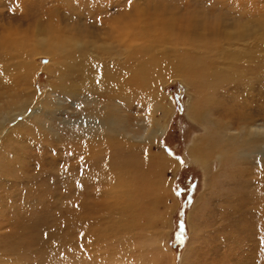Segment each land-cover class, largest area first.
<instances>
[{"label":"rangeland","instance_id":"obj_1","mask_svg":"<svg viewBox=\"0 0 264 264\" xmlns=\"http://www.w3.org/2000/svg\"><path fill=\"white\" fill-rule=\"evenodd\" d=\"M3 1L0 0V24L6 23L5 17L10 15L16 16L15 22L22 20L20 27H28L32 33L38 27L43 31L59 26L65 28L64 32L68 28L65 35L72 38V43L88 42L93 49H100L92 54L95 61H99L97 55L107 54L106 49L114 43L120 50L133 46L134 42L128 40L124 47L119 39L121 35L131 37L130 23L134 24L145 10L157 11L161 24L176 22L190 27L197 23L199 32L205 34L202 37L221 31L228 36L212 41L168 37L157 50H169V60L180 58L175 51L199 57L214 54L210 51L214 47L221 53L219 47L227 50L226 44L232 41L239 44V49L238 40H264V0H131L130 7L128 0H78L85 1L88 7L78 9L81 21L74 17L79 8L77 0H27L26 12L22 13L12 6L14 0ZM107 27H111V34ZM122 53L111 50V60L122 62ZM48 62L42 60V64ZM233 71L234 67L227 76ZM103 72L93 71L87 77L73 75L63 84H92L103 78ZM160 73L162 77L151 80L170 111L151 153L164 155L175 165L155 175L154 179L162 182L156 185L159 197L151 203L125 196L124 191L130 187L116 188L111 194L109 187L81 180L85 166L96 162L95 157L88 158L73 149L86 141L82 133L92 121L87 112L93 107L85 102L84 95L68 97L58 92L59 106L48 105V110L32 119L34 125L27 123L24 116H18L14 126L7 124L10 132L0 135V264H264V212L249 197V185L261 184L254 172L260 169L259 164L239 156L230 170L232 167L225 166L216 151L210 157L198 151L200 161L206 163L191 160L189 148L193 142L205 136L207 127H222L220 119L224 115L210 110L204 121H195L206 107L203 100L201 108H190L196 99L197 82L185 84L184 76L175 67L164 66ZM224 74L220 76L225 78ZM256 76L246 74L248 81H253V94L260 93L258 100H251L261 112L254 125L264 131L263 83ZM50 78L47 72L40 73L32 87L38 90V97L50 87ZM234 86L235 83L223 85L216 92L218 101L224 95L237 94ZM227 88L231 90L226 94ZM97 101L96 105L100 104ZM113 105L132 117L130 123H138L137 116L148 114L145 110H131L130 106L124 110L116 102ZM198 143V147L203 146ZM260 147L264 156V146ZM92 172L93 179L100 182V167H94ZM79 205L83 206L78 207L81 215L75 212ZM140 206L150 208L151 220L146 224H141L139 212L133 211Z\"/></svg>","mask_w":264,"mask_h":264},{"label":"bare ground","instance_id":"obj_2","mask_svg":"<svg viewBox=\"0 0 264 264\" xmlns=\"http://www.w3.org/2000/svg\"><path fill=\"white\" fill-rule=\"evenodd\" d=\"M26 2L27 0H14L12 6L18 12H26ZM76 3L79 8H76L74 17L77 16L76 20L81 21L79 11L85 6V1L78 2L77 0ZM141 12L142 16L137 19L140 21L135 20L134 24L129 25L132 31L128 33L131 37L121 35L119 39L124 47L128 45V40L134 42L133 46L130 45L128 49L120 50V46L117 47L114 43L112 48L106 49L107 54L104 52V55H97L98 58H96L99 61H95L92 54L100 49H93L88 42L81 43L75 40L72 43L70 41L72 38L65 35L68 28L64 32L62 30L65 28L59 26L45 28L43 31L38 27L37 31L32 33L28 27H20L19 21L22 20L14 21L16 16L14 18L10 15L6 16V23L1 22L0 24V73H2L0 74V135H8L7 131L10 128H7V124H13V126L17 124L15 120L18 116H24L27 123L34 125L32 119H36L48 110V105L51 104L57 108L60 104L57 97L58 92H65L68 97H83L84 95L85 102L91 103L93 107L87 112L92 116V121L88 122L82 133L87 142L81 141L82 143L76 144L73 149L77 154H85L88 158L95 157L96 162L85 166L81 172L83 176L81 180L89 182L88 184L92 183L96 187L99 185L104 188L109 187L111 194L115 193L116 188L130 187L128 189L130 191H124L125 196L131 199L132 196L144 198L142 203L149 201L151 203L159 197L160 190L156 185L162 182L161 179L158 181L154 179L155 175L164 168L175 165L164 155L151 153V146L155 144L164 119L170 111L151 79L158 80L162 77L160 76L162 67L168 66L170 69L175 67L182 74L181 76L188 78L187 80L182 77L185 84L189 82L191 84L192 81L197 82L195 83L197 86L196 99L191 100V110L201 108L203 100L206 104L201 114L198 111L199 114L194 118L195 121H204L205 116H210V110L224 115L220 119L222 127H214L215 129L207 127L205 136L193 142L189 148V158L200 161L198 151H201L200 154L204 152L207 157L216 151L225 166L232 167L230 170L235 168L233 162L239 156H247L252 162L259 164L260 169L254 172L261 180V184H248L249 197L253 198L256 206L262 208L264 212V156L260 153V146H264V131H259L260 129L254 125L261 112L256 109L257 106L252 105L251 101L258 100L259 96L258 98L256 96L260 93L253 94V81H248L249 78H246V74L249 73L256 74V77L260 76L256 79L259 82L262 80L263 91L261 92H264V40H238L241 43L239 49L237 47L239 44L232 41L226 44L229 46L227 50L219 47L222 50L221 53L217 52L215 47L210 50L217 55L207 53L204 56L193 57L187 52L175 51V55L180 58L169 60V56L171 57L169 50H157L158 44L166 41L168 37L169 39L171 36H178L186 40L212 41V39L225 40L228 36L218 30L221 33H212L202 37L205 34L199 32L200 25L198 27L197 23L190 27L177 25L176 22H169V25H166L159 23L157 11ZM70 13L75 14L72 11ZM44 32L46 34H43ZM107 32L111 34V27H107ZM111 50L117 54L123 51L120 55L122 62L118 63L119 59L111 60ZM232 50L234 52H230ZM43 59L49 62L42 64ZM248 62L253 63L250 65ZM233 67L236 71L227 76L228 70ZM98 70L104 71L103 78L97 79L95 83L86 82L83 86L63 84L66 79H72L73 75L87 77L91 75V72ZM44 71L51 77L49 79L51 85L49 90L47 89L41 97H38V90L32 87L39 79L40 73ZM222 73H225L223 75L224 77L226 75L225 78L220 76ZM232 83H235L232 88L237 89L238 93L224 95L219 102L216 92L224 88L223 85L227 87ZM28 85L32 89H29ZM229 89H224V92L227 94ZM133 94H137L136 97H132ZM20 95L21 97L17 98ZM97 100L101 101L98 105H96ZM111 100L123 105L124 110L130 106L131 110H145L148 114L137 116L138 123H130L132 117L129 114L123 115L119 107L114 106ZM132 102H135L134 106ZM230 102L233 104L230 105ZM261 104L264 107L263 100ZM262 117L264 120V114ZM217 135L221 137L216 138ZM198 141L202 142L203 146L198 147ZM255 153L258 155L255 156ZM206 162V160L200 161V163ZM93 165L100 167L103 176L99 179L100 182L96 178L93 179ZM78 207L80 208L81 205L77 206L75 212L81 215ZM133 211L139 212V216L143 219L141 224L150 222V208L140 206L138 210L134 208ZM94 231L98 230L94 229Z\"/></svg>","mask_w":264,"mask_h":264},{"label":"snow or ice","instance_id":"obj_3","mask_svg":"<svg viewBox=\"0 0 264 264\" xmlns=\"http://www.w3.org/2000/svg\"><path fill=\"white\" fill-rule=\"evenodd\" d=\"M128 6L130 7L131 6V0H128ZM9 11L10 12H13L14 11V9H9ZM0 74H2V73H0ZM101 75H102V73H101ZM99 83V82H98ZM177 195H179V193H177Z\"/></svg>","mask_w":264,"mask_h":264}]
</instances>
